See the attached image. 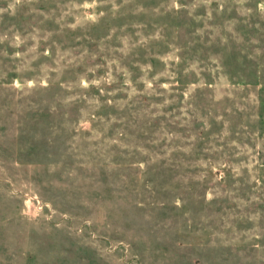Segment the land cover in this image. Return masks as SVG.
<instances>
[{"label":"rangeland","instance_id":"1","mask_svg":"<svg viewBox=\"0 0 264 264\" xmlns=\"http://www.w3.org/2000/svg\"><path fill=\"white\" fill-rule=\"evenodd\" d=\"M0 264H264V0H0Z\"/></svg>","mask_w":264,"mask_h":264}]
</instances>
